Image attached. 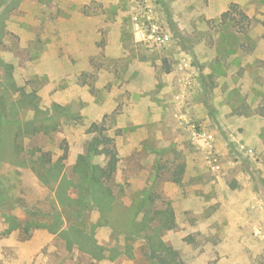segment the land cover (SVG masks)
I'll list each match as a JSON object with an SVG mask.
<instances>
[{"label":"rangeland","instance_id":"obj_1","mask_svg":"<svg viewBox=\"0 0 264 264\" xmlns=\"http://www.w3.org/2000/svg\"><path fill=\"white\" fill-rule=\"evenodd\" d=\"M233 3L248 28L222 21ZM263 21L264 0H0V264H156L168 218L185 264H264ZM101 126L111 207L65 205L41 176L78 180Z\"/></svg>","mask_w":264,"mask_h":264},{"label":"trees","instance_id":"obj_2","mask_svg":"<svg viewBox=\"0 0 264 264\" xmlns=\"http://www.w3.org/2000/svg\"><path fill=\"white\" fill-rule=\"evenodd\" d=\"M221 18L223 22L231 23L233 26L241 25L242 28H248L251 23L250 16L237 3L231 4L229 9L222 14ZM1 34L2 31L0 30V35ZM105 130L106 128L101 126L98 132L89 140L85 153L79 155L76 168L78 180L76 178L68 180L66 177H59V172H61L62 167H60V163L58 162L48 168V172L41 176L42 179L44 181L47 180V182L50 181L49 179H55L53 182L58 185L56 194L59 199H61V203L72 205L74 202H78L80 199L82 200L85 195L89 198V203L93 201V203L99 205L103 210L110 209L114 200L112 190L108 185V182L112 178L110 164L111 159L117 157V150L114 139L105 133ZM103 155L110 158L106 165H102V163L97 160L98 157ZM43 166L46 167L45 165ZM47 173L50 174L51 178L47 176ZM64 182L78 187V195L80 196L78 199L66 193V185H64ZM60 188L63 189V191H59ZM2 207L3 201L0 198V208ZM3 214L13 227L14 225L20 224H14L17 219L15 215L10 213ZM54 217L57 223L52 224L53 226L50 228L51 231H61L67 238H69V232H72L74 236L72 243H77L83 250L91 252L94 256H103V253H101L102 248L98 246L94 238L72 227L64 229L62 227L63 219L59 212L55 213ZM170 221V218H168L160 222L152 228V232L145 234V241L149 249L148 255L156 264H185L179 256L178 251L174 249L173 246L166 243L161 237L163 227L166 229L173 227ZM32 224L33 223H29V225ZM139 225L145 228L150 227L149 222L144 221H141ZM97 253H99V255Z\"/></svg>","mask_w":264,"mask_h":264}]
</instances>
